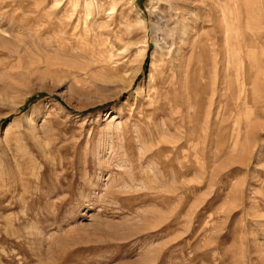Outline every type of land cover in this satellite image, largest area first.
Here are the masks:
<instances>
[{
    "label": "rangeland",
    "instance_id": "374dc122",
    "mask_svg": "<svg viewBox=\"0 0 264 264\" xmlns=\"http://www.w3.org/2000/svg\"><path fill=\"white\" fill-rule=\"evenodd\" d=\"M0 264H264V0H0Z\"/></svg>",
    "mask_w": 264,
    "mask_h": 264
},
{
    "label": "bare ground",
    "instance_id": "6f19581e",
    "mask_svg": "<svg viewBox=\"0 0 264 264\" xmlns=\"http://www.w3.org/2000/svg\"><path fill=\"white\" fill-rule=\"evenodd\" d=\"M177 1V0H176ZM160 21H161V19H160ZM158 22H159V20H158ZM162 22V21H161ZM157 23V22H156ZM166 23V22H165ZM169 27V26H168ZM156 30L158 31V32H160L161 30H162V25H161V23L160 24H158L157 25V27H156ZM157 35V34H156ZM162 36V35H161ZM160 36V37H161ZM158 40V39H157ZM163 41H166V39L165 40H163Z\"/></svg>",
    "mask_w": 264,
    "mask_h": 264
}]
</instances>
